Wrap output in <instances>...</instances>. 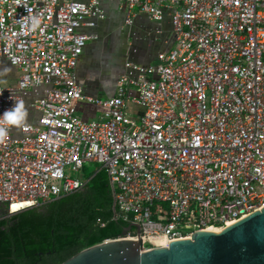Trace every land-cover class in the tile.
<instances>
[{
    "label": "built area",
    "instance_id": "2783aa9c",
    "mask_svg": "<svg viewBox=\"0 0 264 264\" xmlns=\"http://www.w3.org/2000/svg\"><path fill=\"white\" fill-rule=\"evenodd\" d=\"M101 1L0 0V60L19 74L15 86L0 84V113L45 88L30 104L38 122L19 134L5 125L0 140L2 217L80 191L86 182L70 175L93 163L107 172L116 218L138 225L116 239L140 240L142 250L262 209L264 0H125L126 25L169 16L174 47L134 66L136 78L121 75L114 96L94 99L76 68L95 38L79 29L104 18ZM81 101L100 116L79 118Z\"/></svg>",
    "mask_w": 264,
    "mask_h": 264
},
{
    "label": "trees",
    "instance_id": "16d2710c",
    "mask_svg": "<svg viewBox=\"0 0 264 264\" xmlns=\"http://www.w3.org/2000/svg\"><path fill=\"white\" fill-rule=\"evenodd\" d=\"M126 227L116 218L108 175L101 169L78 192L9 218L0 214V264H62L120 237Z\"/></svg>",
    "mask_w": 264,
    "mask_h": 264
},
{
    "label": "crops",
    "instance_id": "0c3cea01",
    "mask_svg": "<svg viewBox=\"0 0 264 264\" xmlns=\"http://www.w3.org/2000/svg\"><path fill=\"white\" fill-rule=\"evenodd\" d=\"M125 0H102L101 8L104 18L93 28L82 26L81 33L95 36L90 39L80 57L76 68L77 82L84 93L94 99H108L115 95L117 81L123 74L136 78L141 68L155 65L161 52L174 47L172 21L166 16L162 21L151 20L145 14H139L132 25H126V12L122 8ZM9 66L2 62L0 77L7 79L4 68ZM13 69L12 79L5 81L3 87L15 86L18 71ZM44 87H34L22 93V100L28 111V118L23 124L37 123L40 112L30 104L44 96ZM129 111L137 116L142 108L128 102ZM101 108L88 101L78 103L77 116L84 120H94L100 116ZM22 125V124H21ZM13 126L19 134L20 126Z\"/></svg>",
    "mask_w": 264,
    "mask_h": 264
},
{
    "label": "water",
    "instance_id": "95a60500",
    "mask_svg": "<svg viewBox=\"0 0 264 264\" xmlns=\"http://www.w3.org/2000/svg\"><path fill=\"white\" fill-rule=\"evenodd\" d=\"M132 227L138 225L123 234ZM62 264H264V207L220 231H197L169 246L142 250L140 240L110 239Z\"/></svg>",
    "mask_w": 264,
    "mask_h": 264
},
{
    "label": "clouds",
    "instance_id": "9594fccd",
    "mask_svg": "<svg viewBox=\"0 0 264 264\" xmlns=\"http://www.w3.org/2000/svg\"><path fill=\"white\" fill-rule=\"evenodd\" d=\"M35 22L36 18H32ZM28 118V111L22 99L13 100L12 105L0 113V140H3L8 135L7 126H19Z\"/></svg>",
    "mask_w": 264,
    "mask_h": 264
},
{
    "label": "rangeland",
    "instance_id": "374dc122",
    "mask_svg": "<svg viewBox=\"0 0 264 264\" xmlns=\"http://www.w3.org/2000/svg\"><path fill=\"white\" fill-rule=\"evenodd\" d=\"M2 62L3 61H1L0 60V63L2 64ZM10 66V65H9ZM12 66H10V67H8V66H6L5 68H4V70L7 72V79H2L1 77H0V83L2 84V85H4L5 84V81H7L8 79H12V76H11V74L13 73L12 71H13V69L11 68ZM102 169V166L100 165V164H95V163H93V164H89V165H86L85 167H84V169L83 170H79L78 172H73V173H71V175L70 176H72L73 178H75V177H79L80 179H82L84 182H86L87 181V178L88 177H90L91 176V174H93L94 172H97V171H99V170H101Z\"/></svg>",
    "mask_w": 264,
    "mask_h": 264
},
{
    "label": "bare ground",
    "instance_id": "6f19581e",
    "mask_svg": "<svg viewBox=\"0 0 264 264\" xmlns=\"http://www.w3.org/2000/svg\"><path fill=\"white\" fill-rule=\"evenodd\" d=\"M21 206H24V204H17V205H14L12 208H13V210H15V209H18V208L21 207ZM215 231H220V230H215ZM159 241H160L162 244L166 245V241L164 240V238H160Z\"/></svg>",
    "mask_w": 264,
    "mask_h": 264
}]
</instances>
